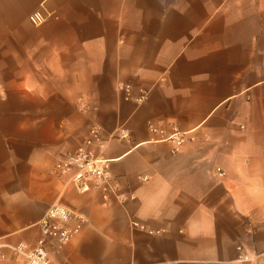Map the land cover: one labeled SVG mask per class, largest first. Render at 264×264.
<instances>
[{
    "label": "crops",
    "instance_id": "0c3cea01",
    "mask_svg": "<svg viewBox=\"0 0 264 264\" xmlns=\"http://www.w3.org/2000/svg\"><path fill=\"white\" fill-rule=\"evenodd\" d=\"M94 123L125 201L52 172ZM58 202L84 222L54 264H264V0H0V238L34 243Z\"/></svg>",
    "mask_w": 264,
    "mask_h": 264
},
{
    "label": "built area",
    "instance_id": "2783aa9c",
    "mask_svg": "<svg viewBox=\"0 0 264 264\" xmlns=\"http://www.w3.org/2000/svg\"><path fill=\"white\" fill-rule=\"evenodd\" d=\"M34 25H41L48 19L42 9L33 11L29 16ZM118 90L124 94L125 99L143 103L149 98V91L140 88L138 91L130 82L118 84ZM83 109L91 106L82 104ZM150 131L154 134L151 140H164L172 143L171 151L180 152L185 141L184 133L176 124L166 127L163 124L150 122ZM129 132L125 128L117 130L111 137L126 138ZM108 138L98 123L90 126L86 138L75 148L68 151L53 166L52 172L62 178L66 184L73 185L79 192H88L95 189L106 188L114 193L120 200L125 201L128 195L121 192L120 184L112 172V160L103 155V147ZM219 174L225 171L218 167ZM148 177L145 176L144 179ZM84 218L75 213L63 203H54L48 207L39 220L40 235L34 243L19 241L10 243L0 238V258L13 259L18 264H54L51 256L52 246L61 248L68 244L82 229ZM134 225L145 228L144 224L134 221ZM240 260H252L259 254H249L243 245L238 246ZM5 250H8L6 252Z\"/></svg>",
    "mask_w": 264,
    "mask_h": 264
}]
</instances>
